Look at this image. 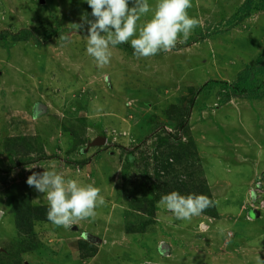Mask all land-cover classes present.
I'll use <instances>...</instances> for the list:
<instances>
[{
  "label": "rangeland",
  "instance_id": "obj_1",
  "mask_svg": "<svg viewBox=\"0 0 264 264\" xmlns=\"http://www.w3.org/2000/svg\"><path fill=\"white\" fill-rule=\"evenodd\" d=\"M243 1L192 0L188 15L200 24L171 52L137 58L115 46L110 63L99 67L86 53L82 16L94 17L85 0H0V170L30 161L0 174V264H264V98L221 102L218 89L202 91L191 104L189 130L175 140L164 129L177 134L176 108H188L189 89L210 79L231 83L262 53L264 12L227 26ZM148 2L154 8L157 0ZM72 23L83 27L76 32ZM57 29L65 32L52 35ZM160 126L165 132L151 133ZM98 137L103 145L91 147ZM159 138L165 147L157 153L192 140L199 162L180 165L179 178L203 175L218 188L213 201L223 223L204 214L178 220L156 204L155 224L140 232ZM44 155L52 157L31 163ZM81 160L83 168L67 164ZM49 170L100 188L106 204L70 229L36 223V248L24 252L11 198L29 195L32 205H49L26 183ZM89 250L94 256L81 259Z\"/></svg>",
  "mask_w": 264,
  "mask_h": 264
},
{
  "label": "clouds",
  "instance_id": "obj_2",
  "mask_svg": "<svg viewBox=\"0 0 264 264\" xmlns=\"http://www.w3.org/2000/svg\"><path fill=\"white\" fill-rule=\"evenodd\" d=\"M91 8L94 20L82 21L88 24L86 53L99 67L107 66L112 57L111 49L130 42L137 58H150L161 52H171L181 37L187 40L200 21L188 15L192 0H157L155 7L148 0H85ZM132 7H129V4ZM153 12L150 20L140 24L141 17ZM70 26L78 32L83 23ZM68 41V36H60ZM166 134L169 135L168 131ZM171 134V133H170ZM53 168L55 164L51 165ZM33 166L32 168H34ZM31 169V168H29ZM27 185L39 193L46 194L49 208L47 219L57 227L70 229L85 219H94L97 209L105 206L101 189L93 184L80 185L75 179H66L54 170L33 172L27 178ZM207 196L181 195L173 191L158 201V207L171 212L176 219L191 221L213 206ZM247 211V208H246ZM256 212V211H255ZM258 212V211H257ZM3 214L0 209V215ZM145 264H150L146 261Z\"/></svg>",
  "mask_w": 264,
  "mask_h": 264
},
{
  "label": "trees",
  "instance_id": "obj_3",
  "mask_svg": "<svg viewBox=\"0 0 264 264\" xmlns=\"http://www.w3.org/2000/svg\"><path fill=\"white\" fill-rule=\"evenodd\" d=\"M257 12H264V0H244L243 3L237 8L236 12L231 16L230 20L227 23V26L230 28H234L245 22V20L249 19L250 16ZM65 32V30L53 31L51 34L54 35L56 33ZM59 33V34H60ZM55 36V35H54ZM117 47L123 51H128L133 55V49L130 48L127 44H120ZM264 48L262 53L255 59L253 64L247 65L242 71H240L237 75L235 81L229 83L228 81L223 80H213L210 79L205 82L201 87L192 91L189 89L187 97L184 98V101L188 100L189 106L187 107H178L176 112V123L175 127L177 128L175 131L177 134L175 135H168L174 138L175 140L178 139V134L181 131H187V117L189 115V111L191 108V104L194 99L202 92L206 90H213L218 89L219 94L222 95L220 98L221 102H225L230 98H241L247 101L250 100H259L264 98ZM231 96V97H228ZM45 109L42 113H37V115H42L45 113ZM162 127L160 126L159 129L153 130L151 133L156 131H161ZM163 132H165L162 129ZM192 145V140L188 139V143L186 145H179L178 148L167 147L164 153H157L158 147H165V139L159 138L157 147L155 149L156 156L154 157L153 161L154 164L152 165L153 175L149 178L150 181H154L152 186L149 187L148 199L145 201V209L143 208L144 216L147 217L146 221H144L140 226V232H143L144 229L148 226H152L155 224L154 222V214L156 212V204L164 195L170 194L173 191L179 192L181 195L187 196L190 194L194 195H204L207 196L211 201H213L212 196L209 192L206 180L204 176H198L197 180H182L179 178L180 173L178 169L180 165L190 164L191 168H194V165L199 162L198 158L196 157V150H192L190 148ZM120 150H124L122 145L117 146ZM83 151V149H81ZM190 151L192 153H190ZM100 152V151H98ZM52 156H41L35 160H31V163H36L40 160L44 159H51ZM187 157V161L185 162ZM30 161L24 160L19 161L17 164L9 165L4 169L0 170V174L4 173L6 176L15 169L20 166L29 165ZM69 165L72 167H81L83 168L86 164V160L75 161L71 162L68 161ZM198 170L200 166H198ZM199 171V172H200ZM183 174V172H182ZM201 174V173H200ZM1 178V177H0ZM214 202V201H213ZM49 205H32L30 201L29 195H21L18 197L11 198V207L10 213L13 216L14 225L17 229V234L19 236V249L24 246V252H29L34 250L33 244H31L32 239L30 236L33 233V228L36 223H46L49 222L47 219V212H48ZM255 211H252L254 216ZM202 214L217 218V213L215 209V205L207 208ZM250 216V215H249ZM87 236V237H85ZM85 239H91L88 234L84 235ZM34 243V242H33ZM80 247L77 248V250ZM94 251H90L88 253L82 252L80 254L81 259H88L94 256ZM21 260L13 261L12 264H20Z\"/></svg>",
  "mask_w": 264,
  "mask_h": 264
},
{
  "label": "crops",
  "instance_id": "obj_4",
  "mask_svg": "<svg viewBox=\"0 0 264 264\" xmlns=\"http://www.w3.org/2000/svg\"><path fill=\"white\" fill-rule=\"evenodd\" d=\"M76 168H78V167H76ZM205 180H206V179H205ZM251 181H252V180H250V181H249V184L246 186L247 188H246V191H245V193H244V199L246 198V195L249 193L250 182H251ZM206 183H207V181H206ZM207 186H208L209 192H210V194H211V196H212V199L214 200L215 197H216V193L218 192V188H217L216 186L211 187L208 183H207ZM214 195H215V197H214ZM249 196H250V193H249ZM243 203H244V202H242L241 205H243ZM215 209H216V207H215ZM240 212H243L242 207H240ZM216 213H217V218H213V217H212V219L216 220V221H214V224L223 223L222 221H223L224 219L220 217V216H222L221 214H223V213H221V212L218 213L217 210H216ZM209 217H210V216H209ZM215 222H216V223H215ZM213 226H216V225H212V227H213ZM216 227H217V226H216ZM228 229H229V228H228ZM228 229H227V230L224 229V233H226L227 231H229Z\"/></svg>",
  "mask_w": 264,
  "mask_h": 264
},
{
  "label": "water",
  "instance_id": "obj_5",
  "mask_svg": "<svg viewBox=\"0 0 264 264\" xmlns=\"http://www.w3.org/2000/svg\"><path fill=\"white\" fill-rule=\"evenodd\" d=\"M41 4H43V0H38ZM103 142H104V138H96L90 145L91 147H94V146H101L103 145ZM259 217V213L256 211L254 213V218H258Z\"/></svg>",
  "mask_w": 264,
  "mask_h": 264
},
{
  "label": "flooded vegetation",
  "instance_id": "obj_6",
  "mask_svg": "<svg viewBox=\"0 0 264 264\" xmlns=\"http://www.w3.org/2000/svg\"><path fill=\"white\" fill-rule=\"evenodd\" d=\"M94 147H96V146H94ZM99 147V146H98Z\"/></svg>",
  "mask_w": 264,
  "mask_h": 264
}]
</instances>
